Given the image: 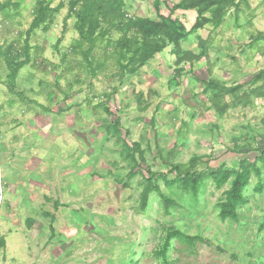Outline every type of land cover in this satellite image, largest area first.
I'll use <instances>...</instances> for the list:
<instances>
[{"label":"rangeland","instance_id":"obj_1","mask_svg":"<svg viewBox=\"0 0 264 264\" xmlns=\"http://www.w3.org/2000/svg\"><path fill=\"white\" fill-rule=\"evenodd\" d=\"M68 1L52 0L61 8L48 30L30 36L35 0L0 8V264H264V97L218 115L201 84L258 86L253 77L264 69L258 54L264 41L258 51L250 48L248 24L230 10L218 29L196 33L211 34L208 61L177 66L168 46L120 77L109 43L117 35L96 42L89 66L73 17L64 19ZM124 1L129 15L156 19L154 0ZM178 1L159 0V13L167 15ZM195 15L175 10L172 16L189 29ZM26 39L31 59L10 92L2 52L12 44L10 52L21 60ZM195 46L194 34L182 43ZM178 67L183 71L175 78ZM124 141L140 144L145 163L133 166L136 155ZM171 150L173 162L203 157L200 169L224 164L236 170L242 158L252 162L236 220L218 215L230 181L216 188L206 178L195 195L165 184L174 176L167 173ZM146 165L160 174L158 188L173 206L151 191L140 209Z\"/></svg>","mask_w":264,"mask_h":264},{"label":"trees","instance_id":"obj_2","mask_svg":"<svg viewBox=\"0 0 264 264\" xmlns=\"http://www.w3.org/2000/svg\"><path fill=\"white\" fill-rule=\"evenodd\" d=\"M9 2L10 0H6L0 8H5ZM51 3L52 0H35L32 19L26 32L27 36H30L39 28L42 31L48 30L49 22L61 8L60 4L52 7ZM159 3V0H154L156 19H150L129 15L124 0H69L64 19L73 17V28L77 34V43L78 45L86 44L82 54L89 66H91V61L88 58L96 42L105 39L110 41L108 36L116 34L117 38L109 43L114 45L116 63L120 71V77H122L126 74L135 73L155 54L162 52L168 46H171L170 51L175 57L174 64L177 66L181 63L191 66L202 59L208 61L211 34L208 33L206 38H202L196 34L197 31L204 29L206 26H211L215 30L218 29L225 22L226 15L230 10L235 11V13L240 12L242 9L248 11V20L246 19L245 23L250 24L254 12L249 6V0H179L172 4L167 15H163L159 13ZM175 10L195 12L194 22L189 29L177 17L172 16ZM192 34L195 35V50L184 49L182 43ZM258 41H264V36L261 33L252 35L248 45L255 50ZM8 47L9 50L2 53L8 69L7 89L12 92L19 70L30 61L31 55L29 54L27 39L22 52L17 54H22L23 58L21 60H16L17 58L10 52L13 49L12 44ZM35 51V55L39 57L38 54L41 50ZM258 54L264 56V50L259 51ZM182 71V67L176 68L174 77H179ZM253 82H260V84L249 90H243L244 86L241 84L227 86L216 79L202 81L201 84L203 92L210 91L209 106L218 115H223L230 108V105L233 107L237 105L247 106L251 103L252 98L264 97V69L259 70L254 75ZM227 96L231 98L230 102L226 100ZM102 108L104 111L109 112L105 106H102ZM114 126L118 128L120 124L115 121ZM128 134V130H124V135L127 136ZM124 145L132 154L136 155V158L129 155L134 167H139V165L145 163L144 154L138 142H132L128 145L124 141ZM156 148L159 156L161 151L157 145ZM172 151L167 156L169 168L167 173H173L174 176L171 179H166L165 184H176L182 190H189L195 195L206 178L211 179L216 188H220L230 181L225 197L219 203L218 215L221 220H236L237 209L245 203L243 189L248 184L252 162L248 163L246 158H242L236 170L226 167L224 164L200 169L199 164L205 162L203 157L194 155L186 162H173L171 153L173 154L174 151ZM259 157H264V150L259 152ZM144 172L146 180L139 196L140 209L144 210L146 208L151 191L159 194L166 208L173 206L175 201L161 193L158 188L156 177L160 174L151 171L148 165L145 166ZM133 174L134 170L131 168L128 177H132ZM260 189L259 186L258 190ZM55 203L54 205H56ZM29 222H32V220L29 219ZM260 229H264V220L260 225ZM4 245V239L0 237V247Z\"/></svg>","mask_w":264,"mask_h":264},{"label":"crops","instance_id":"obj_3","mask_svg":"<svg viewBox=\"0 0 264 264\" xmlns=\"http://www.w3.org/2000/svg\"><path fill=\"white\" fill-rule=\"evenodd\" d=\"M249 6L254 10V12L250 24H248L247 30L249 31L250 35L261 33L264 36L263 30L259 28V25L262 24L260 19L264 17V0H249ZM239 13L244 18L245 23V20H248V11L242 9Z\"/></svg>","mask_w":264,"mask_h":264}]
</instances>
